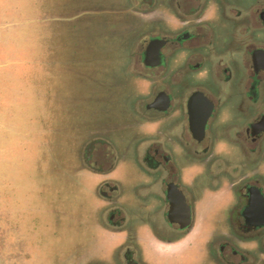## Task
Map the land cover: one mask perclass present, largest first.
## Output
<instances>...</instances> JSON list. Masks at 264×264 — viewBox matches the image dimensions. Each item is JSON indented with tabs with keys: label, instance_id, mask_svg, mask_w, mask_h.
Returning <instances> with one entry per match:
<instances>
[{
	"label": "flooded vegetation",
	"instance_id": "1",
	"mask_svg": "<svg viewBox=\"0 0 264 264\" xmlns=\"http://www.w3.org/2000/svg\"><path fill=\"white\" fill-rule=\"evenodd\" d=\"M153 8L154 31L127 50L150 84L131 113L154 128L122 150L133 179L124 189L111 178L120 150L105 138L77 152L96 177L102 229L120 235L107 264H177L193 251L211 264H264V0H128L123 13ZM206 192L220 198L210 225L196 209Z\"/></svg>",
	"mask_w": 264,
	"mask_h": 264
},
{
	"label": "rangeland",
	"instance_id": "2",
	"mask_svg": "<svg viewBox=\"0 0 264 264\" xmlns=\"http://www.w3.org/2000/svg\"><path fill=\"white\" fill-rule=\"evenodd\" d=\"M127 6L128 0H0V264L111 259L120 235L102 229L96 177L79 169L77 152L96 136L114 143L120 153L110 176L125 189L135 170L122 150L154 132L131 113L145 109L150 84L128 68L127 50L154 31L155 10L137 18L132 10L124 15ZM196 198L198 219L210 225L220 198ZM116 202L125 207V190ZM177 264L211 263L193 251Z\"/></svg>",
	"mask_w": 264,
	"mask_h": 264
},
{
	"label": "trees",
	"instance_id": "3",
	"mask_svg": "<svg viewBox=\"0 0 264 264\" xmlns=\"http://www.w3.org/2000/svg\"><path fill=\"white\" fill-rule=\"evenodd\" d=\"M58 148H59V146L57 147V149H58ZM57 149H56V150H57ZM56 150H55V151H51V152H52V154H54V153L56 152ZM56 153H57V152H56Z\"/></svg>",
	"mask_w": 264,
	"mask_h": 264
}]
</instances>
